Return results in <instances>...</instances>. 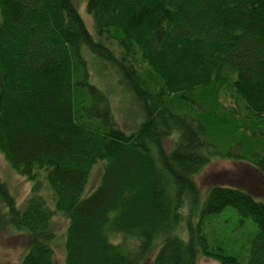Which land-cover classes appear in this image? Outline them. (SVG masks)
<instances>
[{
	"label": "trees",
	"instance_id": "obj_1",
	"mask_svg": "<svg viewBox=\"0 0 264 264\" xmlns=\"http://www.w3.org/2000/svg\"><path fill=\"white\" fill-rule=\"evenodd\" d=\"M86 8L116 46L94 38L75 0H0V152L30 180L45 168L69 220L65 264H143L155 247L150 264H198L199 255L242 264L207 234L229 205L257 226L246 264H264V202L251 188L213 184L197 220H187V239L177 233L211 155L264 171V138L249 143L264 134V0H86ZM83 46L140 104L136 130L120 127L91 82ZM98 160L101 181L84 195ZM38 187L21 208L0 178V227L6 215L30 237L20 264H55L54 209ZM119 233L136 244L113 241Z\"/></svg>",
	"mask_w": 264,
	"mask_h": 264
},
{
	"label": "rangeland",
	"instance_id": "obj_2",
	"mask_svg": "<svg viewBox=\"0 0 264 264\" xmlns=\"http://www.w3.org/2000/svg\"><path fill=\"white\" fill-rule=\"evenodd\" d=\"M75 4L82 14L88 29L97 40H102L110 46H116L114 42L100 37L94 27L91 15L86 8V0H75ZM82 53L87 59L90 80L98 85L109 97L112 112L115 119L126 132L130 133L137 129L143 120V112L140 104L134 97L127 85L121 81L118 71L110 64L93 53L87 46L82 47ZM252 134V132L250 133ZM249 143L258 144V140L264 138L263 135H251ZM177 135L173 134L165 139V146L170 149L174 146ZM215 149V148H214ZM105 160H98L91 168L89 181L84 195L91 194L99 185L104 171ZM0 178L4 181L11 194L14 196L19 207H24L28 198L33 193V188L38 182V192L44 197L50 208L54 209L52 217L53 227L56 236L52 241L54 248L55 264H65V238L68 227L66 215L56 210V202L53 191L46 178V170L38 171L37 182L30 180L25 175L18 173L7 161L4 154L0 152ZM195 180L199 188L197 205L190 195L186 196L183 208V222L179 226L177 233L187 239V220L191 218L197 220L200 204L204 200L208 189L216 183L230 184L245 190L252 189L256 199L264 202V171L258 169L248 159L223 156L213 154L209 163L195 175ZM0 205L1 201H0ZM240 214L233 206H226L220 213L216 214L214 224L208 227L209 238L215 241L214 244L222 247L227 255H234L239 258L242 264H246L250 252L251 238L257 231L255 222L250 218L240 221ZM116 242H124L127 246L136 244V240L128 238L124 234L112 235ZM30 237L27 232L18 231L8 222L6 215L0 227V264H20L24 254L28 250ZM213 243V242H212ZM157 248L149 253L143 264H150ZM216 261L204 255L198 256V264H215Z\"/></svg>",
	"mask_w": 264,
	"mask_h": 264
}]
</instances>
